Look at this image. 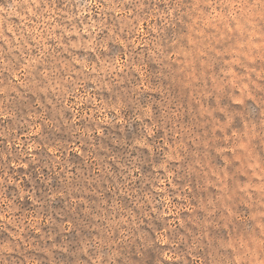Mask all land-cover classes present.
Wrapping results in <instances>:
<instances>
[{"label":"rangeland","instance_id":"374dc122","mask_svg":"<svg viewBox=\"0 0 264 264\" xmlns=\"http://www.w3.org/2000/svg\"><path fill=\"white\" fill-rule=\"evenodd\" d=\"M0 264H264V0H0Z\"/></svg>","mask_w":264,"mask_h":264}]
</instances>
